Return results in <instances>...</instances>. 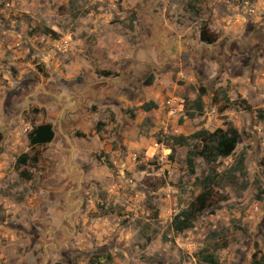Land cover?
I'll return each mask as SVG.
<instances>
[{
    "label": "rangeland",
    "instance_id": "1",
    "mask_svg": "<svg viewBox=\"0 0 264 264\" xmlns=\"http://www.w3.org/2000/svg\"><path fill=\"white\" fill-rule=\"evenodd\" d=\"M42 123L55 139L33 149L28 133ZM231 127L236 150L195 157L192 174L195 135ZM204 180L210 207L175 231ZM255 254L264 0H0V264H253Z\"/></svg>",
    "mask_w": 264,
    "mask_h": 264
},
{
    "label": "trees",
    "instance_id": "2",
    "mask_svg": "<svg viewBox=\"0 0 264 264\" xmlns=\"http://www.w3.org/2000/svg\"><path fill=\"white\" fill-rule=\"evenodd\" d=\"M52 31L48 28H44L43 33L49 34ZM201 40L207 43H213L214 40L208 35L207 31L203 29L201 31ZM197 103L199 108H202L201 98L198 99ZM151 106L156 107L155 103ZM56 132L54 126L51 123H42L34 126L33 129L28 133V140L31 148L43 146L52 143L55 139ZM195 138L202 142V146L194 152V156L188 159L190 172L195 174V157H201L208 163H213L219 158L229 157L237 148L240 141V133L237 128L231 127L227 130L218 129L213 133L208 131H200L195 135ZM183 140V139H182ZM28 154H23L18 162L19 165H26L30 161ZM32 161L39 162V158L35 155ZM25 173L22 172V176ZM211 179H208L207 183H210ZM205 190L197 197L196 201L192 203L189 209L181 211L173 221V228L175 231L182 233L194 227L197 219L202 216L207 208L210 207L213 196L210 190V186L203 181ZM214 262V261H213ZM253 264H264V255L258 257L254 255Z\"/></svg>",
    "mask_w": 264,
    "mask_h": 264
},
{
    "label": "built area",
    "instance_id": "3",
    "mask_svg": "<svg viewBox=\"0 0 264 264\" xmlns=\"http://www.w3.org/2000/svg\"><path fill=\"white\" fill-rule=\"evenodd\" d=\"M169 105H174L173 100L169 101ZM173 110V109H172ZM175 112V110H173Z\"/></svg>",
    "mask_w": 264,
    "mask_h": 264
},
{
    "label": "water",
    "instance_id": "4",
    "mask_svg": "<svg viewBox=\"0 0 264 264\" xmlns=\"http://www.w3.org/2000/svg\"><path fill=\"white\" fill-rule=\"evenodd\" d=\"M151 80V77L148 79V81H150Z\"/></svg>",
    "mask_w": 264,
    "mask_h": 264
}]
</instances>
